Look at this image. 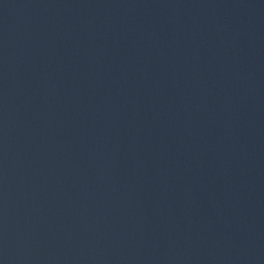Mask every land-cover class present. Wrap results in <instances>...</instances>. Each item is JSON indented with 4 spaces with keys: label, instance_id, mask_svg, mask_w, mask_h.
<instances>
[{
    "label": "water",
    "instance_id": "1",
    "mask_svg": "<svg viewBox=\"0 0 264 264\" xmlns=\"http://www.w3.org/2000/svg\"><path fill=\"white\" fill-rule=\"evenodd\" d=\"M0 264H264V0H0Z\"/></svg>",
    "mask_w": 264,
    "mask_h": 264
}]
</instances>
